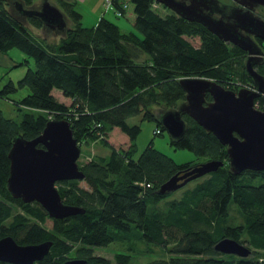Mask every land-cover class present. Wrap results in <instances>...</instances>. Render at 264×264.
Segmentation results:
<instances>
[{"label": "trees", "instance_id": "1", "mask_svg": "<svg viewBox=\"0 0 264 264\" xmlns=\"http://www.w3.org/2000/svg\"><path fill=\"white\" fill-rule=\"evenodd\" d=\"M32 1L15 0L14 8ZM110 1L120 6L122 0ZM130 2L136 32L125 33L104 16L95 26L82 27L76 3L60 0L74 27L57 43L42 44L12 16L8 1L0 0V54L15 48L26 56L16 67L30 66L16 84L9 80L0 89V100L10 101L21 113L16 122L0 110V238L11 237L22 246L51 242L48 254L35 264H130L131 255L116 254L110 261L94 255V250L125 242L132 230L167 256L148 264H264V171L232 174L226 147L183 115L185 133L179 141L170 139V146L223 166L194 180L192 187L184 186L178 198L167 200L173 193L158 195L160 186L199 164L177 165L153 143L133 160L140 126L127 123L139 116L141 121L155 122L154 135H161L158 119L185 101L180 79H210L235 93L253 88L244 66L247 55L199 24L173 13L159 15L153 0ZM25 19L37 28L43 25L35 17ZM192 39L199 41L197 47ZM255 70L264 76V57ZM24 88L28 94L23 98H9ZM54 90L71 104L60 103ZM205 101H211L209 95ZM255 105L264 111V95ZM156 107L164 112L155 114ZM50 120L67 121L79 145L99 142L110 151L108 157L78 162L83 180L56 184L64 204L84 211L62 220L50 219L38 203L24 204L7 190V156L13 139L36 138ZM115 128L128 137L126 150L109 143ZM257 179L260 183L253 184ZM231 205L243 223L229 225ZM47 221L51 229L45 227ZM226 238L244 245L251 257L216 252L215 245Z\"/></svg>", "mask_w": 264, "mask_h": 264}, {"label": "water", "instance_id": "2", "mask_svg": "<svg viewBox=\"0 0 264 264\" xmlns=\"http://www.w3.org/2000/svg\"><path fill=\"white\" fill-rule=\"evenodd\" d=\"M61 1L69 3L70 0ZM153 1L245 52V70L254 87V90L240 89L235 93L211 80L180 79L178 83L185 93V101L177 110L161 115L158 123L171 140L179 141L185 133L183 115H186L226 147L232 174L238 175L246 170L264 171V111L254 106L255 101L264 95V76L255 70V65L262 63L264 57V20L255 11L264 9V0H230L233 5L218 0ZM17 8L20 9L18 5ZM22 14L37 18L52 30L66 27L63 13L47 1L40 11L24 10ZM206 95L211 98L208 103ZM79 146L65 120L48 121L42 133L31 140L16 136L7 156L10 163L7 190L12 198L24 204L38 203L53 220L83 214L82 209L64 204L56 187L59 182L84 179L78 166ZM222 166L220 161L201 163L184 174L172 176L157 193L160 196L174 193L191 181L217 172ZM51 246V242L22 246L11 237H3L0 238V263L35 264L43 260ZM214 250L241 259L251 254L244 245L229 238L219 241ZM66 264L84 262L69 261Z\"/></svg>", "mask_w": 264, "mask_h": 264}, {"label": "rangeland", "instance_id": "3", "mask_svg": "<svg viewBox=\"0 0 264 264\" xmlns=\"http://www.w3.org/2000/svg\"><path fill=\"white\" fill-rule=\"evenodd\" d=\"M9 5H7V9L12 14V16L18 18L22 24L28 28V30L32 33L33 37L38 40V42L42 44H54L57 43L60 39L65 37L66 30L72 29L74 27V23L68 17L66 11L61 6L60 0H33L29 5H19L21 11L24 10H32V11H39L44 2H48L51 5L57 7L64 15L66 27L63 30H52L46 28L42 25V27L37 28L31 25L27 19L23 15L20 14L18 9L14 8V1L15 0H7ZM108 0H70L69 3L75 2L76 10L81 14V21L80 24L82 27L90 28L96 25L97 21L101 16H104L106 19L110 20L114 24H116L122 32H136L133 28V21H134V13H133V5L130 0H122L127 2L128 9L126 12L123 13L122 17L115 16L112 10H108L106 8V2ZM121 3V2H119ZM114 5V4H113ZM118 8L119 6L114 5L112 9ZM153 10L161 16L168 15L172 13L169 9L165 8L164 6L155 3L153 4ZM259 12L264 17V10L263 8L260 9ZM263 10V11H262ZM191 44L197 47L199 45V41L197 39L190 40ZM11 53L18 52L17 49L13 48ZM8 51V52H9ZM20 52V51H19ZM31 67L33 63H30ZM28 67L25 64L21 65L18 68H11L9 72L6 74L3 73L0 80V89L7 81L11 80L15 84L18 80H20L25 72L27 71ZM203 79V78H197ZM210 80V79H207ZM213 81V80H211ZM2 84V85H1ZM28 94V90L26 88L18 90L17 92L11 94L9 98L11 100L17 101L23 98L25 95ZM53 95L57 98L60 103L69 106L71 101L69 99L63 98L61 93L57 90L53 91ZM0 110L3 112L4 116L9 119H13L16 122H20L21 120V113L17 112L15 107L10 101L0 100ZM155 114H160L163 109L155 108ZM129 125H139L140 126V133L137 136L136 140L134 141V149L132 152V159L136 160L140 154L144 151V149L149 145V143H153L154 149L158 150L159 152L165 154L169 158H171L177 165H183L185 163H194L200 164L203 163L205 160L204 158H197L194 153L188 150H177L173 149L170 146V137L169 135L163 131L161 135H154L156 130V123L153 121H141L139 116L131 118L127 121ZM109 143L116 149L122 148L126 150L129 146L128 137L123 134L118 128H115L111 131L108 138ZM80 158L78 162L86 161L87 158L93 157L94 159H98L99 157H108L109 149L102 146L99 142H93L88 145H80ZM88 156V157H87ZM195 181L186 185V187H192ZM260 183V180L257 179L253 181V184L257 185ZM81 188L87 189V185L85 182L79 183ZM185 187V188H186ZM178 190L177 192L173 193L172 196L168 197L167 200H171L173 198H178L182 191ZM230 220L229 225H238L243 223L242 217L237 213V207L231 205L230 207ZM47 229L52 228L51 221H47L45 224ZM116 254H125L131 255L130 264H148L158 259H165L167 258L164 255L162 249L157 248L151 244H147L144 240L141 239L140 234L132 230L131 233L127 235L125 242H118L115 241L109 244L107 247L104 248H95L94 255L103 257L107 260L113 261L114 256ZM251 257V254L247 257Z\"/></svg>", "mask_w": 264, "mask_h": 264}, {"label": "crops", "instance_id": "4", "mask_svg": "<svg viewBox=\"0 0 264 264\" xmlns=\"http://www.w3.org/2000/svg\"><path fill=\"white\" fill-rule=\"evenodd\" d=\"M25 58L26 56L19 51L13 53L9 51L5 54H0V78L3 73L6 74L11 70V68L13 69L18 68L16 66H18L19 63H22L25 60ZM0 82L3 83L2 80H0Z\"/></svg>", "mask_w": 264, "mask_h": 264}, {"label": "built area", "instance_id": "5", "mask_svg": "<svg viewBox=\"0 0 264 264\" xmlns=\"http://www.w3.org/2000/svg\"><path fill=\"white\" fill-rule=\"evenodd\" d=\"M113 6H114V5L111 3L110 0H108V1L106 2V8H107L108 10H112V11L114 12L115 16H117V17H122V16H123V13L126 12L127 9H128V4H127V2H125V1H121L120 6H119L118 8H115V7H114V9H112ZM252 87H253V86H252ZM242 89L254 90V87H253V88H250V89H248V88H242ZM255 102H256V101H255ZM254 106H255V108H256L255 103H254ZM256 109H258V108H256ZM258 110H259V109H258Z\"/></svg>", "mask_w": 264, "mask_h": 264}, {"label": "flooded vegetation", "instance_id": "6", "mask_svg": "<svg viewBox=\"0 0 264 264\" xmlns=\"http://www.w3.org/2000/svg\"><path fill=\"white\" fill-rule=\"evenodd\" d=\"M218 1H220L222 4H226V5H233V3L230 1V0H218ZM16 8H17V6H16ZM42 8V7H41ZM41 8H40V10H41ZM18 9V8H17ZM261 8H259V9H256V11H255V14L257 15V16H259V17H263L259 12H261V10H260ZM39 10V11H40ZM264 10V9H263ZM262 10V11H263ZM18 11L20 12V14L21 15H23L22 13H23V11L21 12V9H18ZM256 42L258 43V44H261L258 40H256ZM264 45V44H263ZM257 66V65H256Z\"/></svg>", "mask_w": 264, "mask_h": 264}]
</instances>
